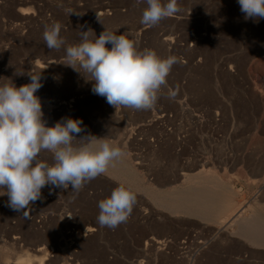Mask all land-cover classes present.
I'll return each mask as SVG.
<instances>
[{
	"label": "rangeland",
	"instance_id": "rangeland-1",
	"mask_svg": "<svg viewBox=\"0 0 264 264\" xmlns=\"http://www.w3.org/2000/svg\"><path fill=\"white\" fill-rule=\"evenodd\" d=\"M178 6L180 11L173 17L146 26L141 23L146 4L136 0H0V84L12 81L19 87L30 83L27 73H41L43 86L36 95L49 127L69 117L82 119L84 131L77 139L91 134L126 152L107 176L128 177L135 162L149 175L154 155L144 148L135 154L134 137L128 130L113 139L112 115L118 110L106 99L92 97L94 82L62 63L65 48L80 42L79 31L90 28L98 37L106 30L127 34L140 50L177 57L167 80L174 84L187 80L194 94L213 92L216 82L231 94L240 93V88L264 93V19L246 20L238 0H178ZM54 22L62 25L60 34L66 41L59 51L49 50L43 41L45 25ZM200 103L193 102L199 119L182 114L178 122L191 131L205 132L196 173L219 184L233 202L234 214L243 209L245 218L256 213L264 218V131L237 138L233 134L231 141L223 140L221 132L217 134L221 138H212V127L219 124L221 130L225 124L220 122L223 115L218 113L219 121L213 122ZM39 159L53 162L48 152ZM235 160L247 162L243 172L249 174L248 180L232 179ZM194 181L186 179L170 189L153 186L149 179L142 181L144 195L135 193L130 217L114 229L98 224V202L120 184H130L129 180L110 181L102 174L79 192H73L71 185L68 189L47 185L39 200L18 211L8 206L7 195L0 196V264H23L19 260L27 256L32 257L27 264L42 260L44 264H264V246L238 236L239 223L232 216L226 229L221 225L225 218L208 222L191 212L172 210L168 204L178 192L200 188L201 178ZM150 185L153 190L147 191Z\"/></svg>",
	"mask_w": 264,
	"mask_h": 264
},
{
	"label": "clouds",
	"instance_id": "clouds-1",
	"mask_svg": "<svg viewBox=\"0 0 264 264\" xmlns=\"http://www.w3.org/2000/svg\"><path fill=\"white\" fill-rule=\"evenodd\" d=\"M136 2L146 4L141 17L146 26H155L180 11L178 0ZM238 4L246 20L264 19V0H238ZM61 28L58 22L45 25L43 41L49 50L59 51L66 44ZM116 33L104 30L97 37L90 28L79 31L80 42L65 48L62 64L93 81L92 92L116 109L150 110L178 59L161 57L153 49L140 50L127 34ZM27 74L30 83L19 87L12 81L0 84V196L7 195L8 206L17 211L39 200L47 185L63 189L71 185L73 192H79L126 156L106 138L89 134L77 139L84 131L82 119L69 117L47 126L36 95L43 86L41 73ZM42 152L51 153L53 162L39 159ZM135 203L136 194L120 184L98 202V224L118 227L128 220Z\"/></svg>",
	"mask_w": 264,
	"mask_h": 264
},
{
	"label": "crops",
	"instance_id": "crops-1",
	"mask_svg": "<svg viewBox=\"0 0 264 264\" xmlns=\"http://www.w3.org/2000/svg\"><path fill=\"white\" fill-rule=\"evenodd\" d=\"M247 84L243 83V85ZM189 87L190 84L187 80H179L176 84L167 80V86L162 89L159 99L152 109L117 108L118 113L112 115L116 125V128L112 130L115 132L113 139L128 130L131 132L130 137H134L135 154L142 153L141 149L144 148L149 155L154 156L150 162L149 175L146 172L142 173L135 162L134 171L128 177L124 178L122 175L110 177L104 174L106 180H129L131 183L125 186L137 195H144L140 188L146 183L141 185V182L148 179L154 182L153 186L165 189L176 188L177 184L186 178L187 180L198 179L199 173L196 171L199 170L201 162L198 149L206 139L205 132L191 131L188 127L178 125L182 114H187L190 119H199L198 109L193 107V102L196 100L202 103L199 105L201 110L212 114L213 122L219 121L218 113L223 115L220 122L225 124L222 125L221 130L219 124L212 127L215 129L212 138L217 136L221 138L220 135H217L221 132L223 140L231 141L234 138L233 134H236L237 138L238 134H244L246 137L247 133L264 131L261 128L264 124L261 118L264 116V93L258 89L252 88L251 92H246L245 89L240 88V93L231 94L225 92L223 83L216 82L213 92L208 93L202 90L200 93L194 94L190 92ZM247 90H249L248 87ZM170 93H174V95H170ZM92 97L106 99L96 94H92ZM241 138L243 136H240ZM224 163L228 164L229 159L225 158ZM232 164L235 165L236 170V172L230 173L232 179H249V174L243 172L245 171L243 165L247 164L246 161L235 160ZM151 187L150 185L145 189L151 191Z\"/></svg>",
	"mask_w": 264,
	"mask_h": 264
},
{
	"label": "bare ground",
	"instance_id": "bare-ground-1",
	"mask_svg": "<svg viewBox=\"0 0 264 264\" xmlns=\"http://www.w3.org/2000/svg\"><path fill=\"white\" fill-rule=\"evenodd\" d=\"M37 67H40V66L37 65ZM40 68L45 70L49 67L45 66V67H40ZM43 119L46 121L47 126L50 125V124H48L49 118H45V116H43ZM200 178H201V181L199 183L200 188L197 191H195V189H193L192 191L178 192V194L175 196V199L173 201L170 199L171 202L168 205H170L172 210H182L183 212H185V214H187L186 212H191L194 215L200 216L201 218L203 217L208 222L209 221H211V222L215 221L216 222V220H220V219L225 218L226 220L223 221V223L221 225L223 227L226 226L225 227L226 229H227V227H230V223H229V225H227L229 222L228 217L232 216L233 220L236 221L237 223H239L238 226L240 228L238 229L239 230V232L237 233L238 236H240L243 239L244 238H252L249 240L251 243L259 244L257 246H261V245L264 246V218L257 213L253 214L249 218H245V216H243V214L245 213V210H243V209H241L239 211V213L234 214V212L236 210L233 207V204H232L233 202L229 201L230 199H227V197L224 194L225 192L224 193L222 192L223 190L219 187V184L217 183L218 185H215L214 181H211V179L207 180V178L206 179L202 178V177H200ZM216 179H217V177H215V180ZM191 184H193V183H191ZM213 188H215V189H213ZM235 198H236V196H235ZM164 202H167V201H164ZM235 203H237V202H235ZM166 207H167V205H166ZM171 208L168 210L171 211ZM178 212L180 214V211H178ZM237 223H236V225H237ZM157 244H159V242ZM29 257L27 256L26 258L20 259L19 263H23V264L26 263L27 264V263L31 262L32 257H30V258ZM41 264H44L43 260L41 261Z\"/></svg>",
	"mask_w": 264,
	"mask_h": 264
}]
</instances>
